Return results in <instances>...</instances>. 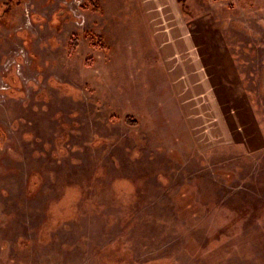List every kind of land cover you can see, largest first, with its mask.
Returning <instances> with one entry per match:
<instances>
[{"label":"rangeland","instance_id":"rangeland-1","mask_svg":"<svg viewBox=\"0 0 264 264\" xmlns=\"http://www.w3.org/2000/svg\"><path fill=\"white\" fill-rule=\"evenodd\" d=\"M173 1L249 144L188 128L137 0H0V264H264V0Z\"/></svg>","mask_w":264,"mask_h":264},{"label":"crops","instance_id":"crops-1","mask_svg":"<svg viewBox=\"0 0 264 264\" xmlns=\"http://www.w3.org/2000/svg\"><path fill=\"white\" fill-rule=\"evenodd\" d=\"M137 2L148 32L152 31V42L160 50L172 85L169 89L188 128H214L218 132L214 137L223 143L252 142L255 138L253 108L248 106L243 88L236 84L231 88V72L235 69L229 46L214 41L206 33L208 28L200 31L197 25H190L184 19L186 12L181 10L182 16L173 0L167 4L161 0Z\"/></svg>","mask_w":264,"mask_h":264},{"label":"built area","instance_id":"built-area-1","mask_svg":"<svg viewBox=\"0 0 264 264\" xmlns=\"http://www.w3.org/2000/svg\"><path fill=\"white\" fill-rule=\"evenodd\" d=\"M7 86L4 84V82L3 81H1V83H0V90L1 89H4V88H6Z\"/></svg>","mask_w":264,"mask_h":264},{"label":"trees","instance_id":"trees-1","mask_svg":"<svg viewBox=\"0 0 264 264\" xmlns=\"http://www.w3.org/2000/svg\"><path fill=\"white\" fill-rule=\"evenodd\" d=\"M180 1H183V0H180Z\"/></svg>","mask_w":264,"mask_h":264}]
</instances>
